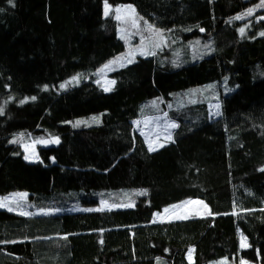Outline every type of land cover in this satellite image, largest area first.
<instances>
[{
  "label": "trees",
  "instance_id": "16d2710c",
  "mask_svg": "<svg viewBox=\"0 0 264 264\" xmlns=\"http://www.w3.org/2000/svg\"><path fill=\"white\" fill-rule=\"evenodd\" d=\"M260 1L0 0V196L25 191L64 211L0 210V264H264V21L247 37L236 19ZM105 3L134 6L145 39L180 41L115 71L110 92L97 72L128 48ZM210 84L217 116L216 101L192 102ZM97 114V126L71 124ZM164 114L173 140L149 151L136 122ZM37 135L60 142L30 162L18 143ZM193 199L210 214L153 222ZM100 201L134 207L67 212Z\"/></svg>",
  "mask_w": 264,
  "mask_h": 264
},
{
  "label": "rangeland",
  "instance_id": "374dc122",
  "mask_svg": "<svg viewBox=\"0 0 264 264\" xmlns=\"http://www.w3.org/2000/svg\"><path fill=\"white\" fill-rule=\"evenodd\" d=\"M261 4H262V0L250 8L252 10L251 15H247L248 11L250 10L249 9L244 15L240 16L242 17L241 19H238L242 22L245 21V23L242 25V29H244V32L242 33L243 36L253 37L252 36L253 34L251 33L255 31V23L264 21V19H262V17H264V6H261ZM129 6L131 5L114 7L107 3L104 4V15L106 17L111 16L120 23L118 35L120 38L124 37L121 39L125 41L128 48L127 53L121 57H127L129 53H132L133 55L131 58L133 59L134 62H136L139 58L156 56L160 52L168 48H171L172 45H175L176 43L180 42L178 40L176 41V39H169L163 34H159L155 32L153 33V36L150 39H145L143 36L144 34L143 27L145 26L141 21V18L139 17L136 8L134 6H131L132 8L135 9L134 15L128 12ZM118 9L120 10L119 12H117ZM117 15L120 16V19H117ZM133 20H135V25L133 24ZM261 33H264V31H259V32L257 31L258 34L257 37L264 36L261 35ZM139 40L142 41L138 43ZM192 41L193 40L187 42H192ZM194 43L191 44L190 49L192 51V55L197 56L199 55L198 52L201 49L198 48ZM142 51L144 54H141ZM178 53H181L180 49H178ZM133 63H127V59H124L121 60L119 63L112 64L110 68L105 69L103 72H101L100 70L104 69L105 66L104 65L97 72L99 86L104 91L105 88H110L111 89L110 91H112L113 88L115 87V83H110L111 81H114L111 75L115 71L123 69L124 67L131 65ZM78 84H79V77H77V79L72 78L64 84L63 89H66L67 87H71V86L74 87L75 85ZM216 85L217 84H210L202 88H197L192 90L193 91L192 93L194 94L198 93L197 95L199 96V101H197L198 97L196 95L194 96L192 102L193 103L207 102L209 104L211 100L216 101L221 95V91L219 88H217ZM110 91H106V92H110ZM30 101H33V99L28 98L23 102V104ZM219 102L220 101L218 100L216 102L210 103L209 108L211 115L214 116L219 115V111H220ZM154 105H157V103H155ZM102 116L103 114H97L87 118H80L75 120L71 124L75 125L77 121H84L85 123H80L78 126L75 127L97 126L101 124ZM93 118L96 119L94 120ZM172 123L175 122L172 119H170L168 115L165 114L157 115L153 117L148 116L136 122V129L138 133L145 140L148 149H149V144H151L154 148H156L155 151H158L159 149L171 143V141L173 140V133L177 127L175 128L169 127V125ZM169 135L171 136V140L167 139ZM55 140H58V143L53 142ZM59 142H60L59 138H47L44 136L37 135L35 137L28 136L25 138H21L18 144L20 145L23 153L25 154V157H28L27 160L30 162H36L39 160L38 150L40 147L57 146ZM161 144H163V147H159V145ZM189 201H192L193 203H186ZM0 204L4 205L3 207H0V210H5L17 215H21V213H25L22 216H53V215L62 214L64 212L63 210L38 209L37 207H35L33 203L30 202V195L28 192L25 191L13 192L6 196H0ZM204 205L207 204L201 199H193L175 205H171L169 207H166L163 211L157 212L154 215L153 222L162 223V222L184 220V219L176 218L178 216H184V215L188 217L187 219L203 217L210 214L209 206L207 205V208H205ZM174 206H179V207H174ZM132 207H134V204L113 205L112 203L106 201H100L99 203L90 206H83L81 204H77L67 209V212L69 213L102 212V211H112V210L132 208ZM166 209L168 210L167 212L165 211ZM242 242L247 245L242 248L243 249L248 248V243L245 238H241V244ZM188 259L190 262L194 261L192 253L188 255ZM227 262L228 261L226 259H223L217 262V264H227Z\"/></svg>",
  "mask_w": 264,
  "mask_h": 264
},
{
  "label": "snow or ice",
  "instance_id": "6c2138e0",
  "mask_svg": "<svg viewBox=\"0 0 264 264\" xmlns=\"http://www.w3.org/2000/svg\"><path fill=\"white\" fill-rule=\"evenodd\" d=\"M10 2H11V0H10ZM261 6H264V0H262V4H261ZM120 10L118 9L117 10V12H119ZM128 12L130 13V14H133L134 15V13H135V9L134 8H132L131 6H129L128 7ZM251 13H252V10L250 9L249 11H248V13H247V15H251ZM107 14V13H106ZM242 17H236V19H241ZM117 19H120V16L119 15H117ZM262 19H264V17H262ZM133 24L135 25V20H133ZM150 27V26H149ZM240 31H241V33H243L244 32V29H240ZM261 35H264V33H261ZM121 38H124V37H121ZM141 54H144L143 53V51H142V53ZM132 53H129L128 54V56L127 57H118L116 60H114V61H110L109 62V64H107V65H105L104 66V69H101L100 71L101 72H103L105 69H108V68H110V66L112 65V64H115V63H119L121 60H124V59H127V63H133L134 61H133V59L131 58L132 57ZM123 66V65H122ZM73 79H77V77H74ZM110 83H115L114 81H111ZM61 87H64V85H61ZM46 88H47V86H45V90H46ZM111 89L110 88H105V91H110ZM31 99H35V97H32ZM22 103H23V101H22ZM155 102H153V104H154ZM2 109H0V114H2ZM218 114V113H217ZM94 120L96 119V118H93ZM80 123H85L84 121H77L76 122V124L74 125V126H78ZM178 125H176L175 123H172V124H170L169 125V127H171V128H175V127H177ZM167 139H169V140H171V136L169 135L168 137H167ZM13 143H15L16 141H12ZM53 142H56V143H58V140H55V141H53ZM159 147H163V144H161V145H159ZM156 150V148H154L151 144H149V151H155ZM25 159H28V157H25ZM262 171H264V169H262ZM186 203H193L192 201H189V202H186ZM200 203H202V202H200ZM4 205L3 204H0V207H3ZM129 206H131V205H129ZM174 207H179V206H174ZM204 207L205 208H207V205H204ZM9 210H11V209H9ZM166 212L168 211L167 209L165 210ZM25 213H21V215H24ZM45 214H47V213H45ZM177 219H187L188 217L186 216V215H184V216H178V217H176ZM245 246H247L246 244H244L243 242H242V244H241V247H245ZM241 264H245V262H243V261H241Z\"/></svg>",
  "mask_w": 264,
  "mask_h": 264
},
{
  "label": "water",
  "instance_id": "95a60500",
  "mask_svg": "<svg viewBox=\"0 0 264 264\" xmlns=\"http://www.w3.org/2000/svg\"><path fill=\"white\" fill-rule=\"evenodd\" d=\"M203 34H204V32H203Z\"/></svg>",
  "mask_w": 264,
  "mask_h": 264
}]
</instances>
